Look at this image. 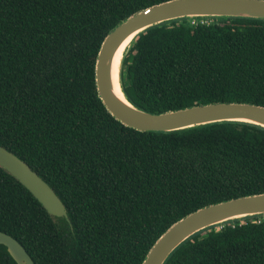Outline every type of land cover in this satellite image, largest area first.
<instances>
[{
    "label": "trees",
    "instance_id": "trees-1",
    "mask_svg": "<svg viewBox=\"0 0 264 264\" xmlns=\"http://www.w3.org/2000/svg\"><path fill=\"white\" fill-rule=\"evenodd\" d=\"M165 1L0 0V146L51 185L70 219L55 220L0 168V230L35 264H143L187 215L264 193V128L224 122L141 132L100 99L95 68L104 39ZM131 47L123 89L147 112L264 106V20L172 22ZM247 223L196 234L166 264H264V223ZM0 264H17L1 245Z\"/></svg>",
    "mask_w": 264,
    "mask_h": 264
},
{
    "label": "water",
    "instance_id": "water-1",
    "mask_svg": "<svg viewBox=\"0 0 264 264\" xmlns=\"http://www.w3.org/2000/svg\"><path fill=\"white\" fill-rule=\"evenodd\" d=\"M219 18L264 20V0H169L140 10L117 25L104 39L95 68L97 91L107 111L123 125L141 132L172 133L224 122L264 128V106L252 103L216 102L158 114L147 112L131 103L125 94L123 70L121 88L125 99L115 92L114 60L130 37L135 36L134 44L140 34L156 26L184 21L211 24ZM0 168L26 187L55 220L70 222L65 204L51 185L3 146H0ZM247 219L264 223V193L212 204L187 215L158 239L143 264H166L196 234L213 227L221 230L229 222L243 226ZM0 245L6 247L17 264H35L27 249L1 230Z\"/></svg>",
    "mask_w": 264,
    "mask_h": 264
},
{
    "label": "bare ground",
    "instance_id": "bare-ground-1",
    "mask_svg": "<svg viewBox=\"0 0 264 264\" xmlns=\"http://www.w3.org/2000/svg\"><path fill=\"white\" fill-rule=\"evenodd\" d=\"M135 39V36L130 37L119 49L115 60H114V71H113V80H114V86H115V92L117 95H119L122 99H125V95L121 88V73L123 70V63L125 60V57L130 50L133 41ZM118 80V81H117Z\"/></svg>",
    "mask_w": 264,
    "mask_h": 264
},
{
    "label": "rangeland",
    "instance_id": "rangeland-1",
    "mask_svg": "<svg viewBox=\"0 0 264 264\" xmlns=\"http://www.w3.org/2000/svg\"><path fill=\"white\" fill-rule=\"evenodd\" d=\"M129 52V51H128ZM125 69L123 68V73H124V75H125V71H124ZM124 79V78H123ZM118 81V80H117ZM124 83H125V81H124Z\"/></svg>",
    "mask_w": 264,
    "mask_h": 264
},
{
    "label": "built area",
    "instance_id": "built-area-1",
    "mask_svg": "<svg viewBox=\"0 0 264 264\" xmlns=\"http://www.w3.org/2000/svg\"><path fill=\"white\" fill-rule=\"evenodd\" d=\"M196 24H198V23H196V22L195 23H192V25H196ZM246 224H248V223L246 222Z\"/></svg>",
    "mask_w": 264,
    "mask_h": 264
}]
</instances>
